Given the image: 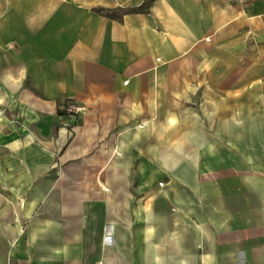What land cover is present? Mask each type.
Listing matches in <instances>:
<instances>
[{
    "label": "crops",
    "instance_id": "1",
    "mask_svg": "<svg viewBox=\"0 0 264 264\" xmlns=\"http://www.w3.org/2000/svg\"><path fill=\"white\" fill-rule=\"evenodd\" d=\"M141 1L0 0V264H264V0Z\"/></svg>",
    "mask_w": 264,
    "mask_h": 264
},
{
    "label": "trees",
    "instance_id": "2",
    "mask_svg": "<svg viewBox=\"0 0 264 264\" xmlns=\"http://www.w3.org/2000/svg\"><path fill=\"white\" fill-rule=\"evenodd\" d=\"M153 0H142L140 4L131 7H120V8H101V7H93L92 10L97 12L100 15L109 18H116L121 14L125 13H138V12H149L150 4ZM71 103V101L66 100L65 105ZM58 114L64 115V111L62 109L58 110Z\"/></svg>",
    "mask_w": 264,
    "mask_h": 264
},
{
    "label": "built area",
    "instance_id": "3",
    "mask_svg": "<svg viewBox=\"0 0 264 264\" xmlns=\"http://www.w3.org/2000/svg\"><path fill=\"white\" fill-rule=\"evenodd\" d=\"M61 109L64 111V115L61 114L60 117H62V119H64V120H67L69 118H74L80 112H82L84 110L83 106L78 105L74 102H71L69 104L62 106Z\"/></svg>",
    "mask_w": 264,
    "mask_h": 264
}]
</instances>
